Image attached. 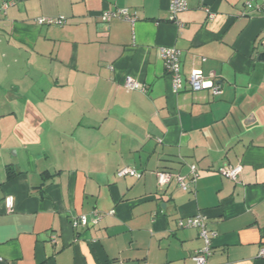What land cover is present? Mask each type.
Returning <instances> with one entry per match:
<instances>
[{"label":"crops","instance_id":"obj_1","mask_svg":"<svg viewBox=\"0 0 264 264\" xmlns=\"http://www.w3.org/2000/svg\"><path fill=\"white\" fill-rule=\"evenodd\" d=\"M246 1L187 0L178 26L170 0H0V264H196L205 242L179 223L198 215L208 264H264V122L240 134L264 116V12ZM117 10L136 22L102 20ZM194 71L222 93L194 92Z\"/></svg>","mask_w":264,"mask_h":264},{"label":"built area","instance_id":"obj_2","mask_svg":"<svg viewBox=\"0 0 264 264\" xmlns=\"http://www.w3.org/2000/svg\"><path fill=\"white\" fill-rule=\"evenodd\" d=\"M170 21L176 23L178 26L181 25V23L178 20V15L182 12H185L188 10V2L187 0H170ZM9 6L8 3L4 4L3 9H7ZM245 10L247 12H257L262 13L264 12V0H247L245 3ZM212 17V15H211ZM124 18L128 20L131 23L136 22L134 17H131L127 10H117L114 12H105L102 14V20L104 22H110L115 19H121ZM39 24H49V25H62L65 22V18H57V19H38ZM162 57L165 61L166 70L167 73L172 78L173 83V90L175 92H178L183 88V79H182V73H181V61H180V52L176 49H170V48H163L162 49ZM189 84L194 92H201L203 90H211L215 95H219L222 93V87L221 85L206 80V78L198 71H194L190 77H189ZM124 87L130 89V90H136V91H142L144 90L145 85L135 81L131 77H127L123 84ZM242 167H231L224 170V174L233 179L236 180L238 175L241 173ZM191 174L193 176L192 181L195 182V180L198 177V170L196 166L191 167ZM137 176L139 177V173L136 172V170L131 168H125L120 171L119 176ZM175 175L172 173H160L159 174V184L161 187L166 186ZM180 187L183 190H187L189 187V184L185 182V180L181 177H177ZM6 207L9 211H13L14 208V199L12 197H9L5 201ZM103 219V216L100 214H94L92 217L88 216H80L75 218L73 222V226L75 228L79 226L88 227L98 224ZM180 227L182 228H197L200 230V237L205 242V247L202 249H199L195 252L192 259L196 264H208V259L211 256V236L209 234V231L207 230V225L204 221V219L198 215L195 217H190L187 220H181L179 223ZM261 254L264 255V250L261 251Z\"/></svg>","mask_w":264,"mask_h":264},{"label":"rangeland","instance_id":"obj_3","mask_svg":"<svg viewBox=\"0 0 264 264\" xmlns=\"http://www.w3.org/2000/svg\"><path fill=\"white\" fill-rule=\"evenodd\" d=\"M258 115L260 116V120L258 121V123H255L253 125H250L247 130H245V133L240 132V134L244 137V139L246 141H248L250 139V133L252 132H256L257 130L261 129L262 126V122H264V116L261 115V113H258ZM247 133V134H246Z\"/></svg>","mask_w":264,"mask_h":264},{"label":"water","instance_id":"obj_4","mask_svg":"<svg viewBox=\"0 0 264 264\" xmlns=\"http://www.w3.org/2000/svg\"><path fill=\"white\" fill-rule=\"evenodd\" d=\"M262 50H263V52H264V47H263V49H262ZM262 50H261V51H262ZM263 56H264V54H263Z\"/></svg>","mask_w":264,"mask_h":264}]
</instances>
